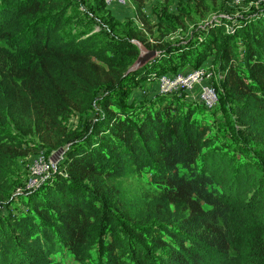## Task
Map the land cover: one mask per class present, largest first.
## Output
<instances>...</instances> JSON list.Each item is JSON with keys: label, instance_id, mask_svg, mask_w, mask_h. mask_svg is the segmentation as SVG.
I'll return each mask as SVG.
<instances>
[{"label": "trees", "instance_id": "obj_1", "mask_svg": "<svg viewBox=\"0 0 264 264\" xmlns=\"http://www.w3.org/2000/svg\"><path fill=\"white\" fill-rule=\"evenodd\" d=\"M55 1L0 0V39L29 62L17 76L0 68V105L4 100L12 114L30 115L39 137L55 132L58 117L89 87L113 83L123 89L125 78L147 77L162 66L159 62L177 53L176 64L186 58L189 63L192 57L198 67L217 49L220 85L238 102V125L264 141V9L245 17L239 28L223 18L207 22L204 36L212 40L221 32L216 48L204 41L184 48L168 46L144 68L121 76L93 63L88 48L58 40L56 27L63 11L39 15L44 5ZM130 1L141 25L148 26L146 0ZM27 16L36 17L24 22ZM115 96L120 98L119 91ZM179 98L158 95L151 108L133 119L119 99L105 96L85 149L70 150L57 163L52 177L61 184L43 197L48 209L40 200L35 202L39 222L21 215L0 220V264H52L51 257L64 251L85 257L103 225L109 227L105 240H99L105 264H236L232 257L240 249L264 264V165L236 164L225 154L204 151L206 131L192 121L191 113L182 116L175 111L172 101ZM9 137L0 129V158L1 152H14L7 147ZM142 170L162 200L185 216L139 223L109 211L106 196L113 182L131 179Z\"/></svg>", "mask_w": 264, "mask_h": 264}, {"label": "rangeland", "instance_id": "obj_2", "mask_svg": "<svg viewBox=\"0 0 264 264\" xmlns=\"http://www.w3.org/2000/svg\"><path fill=\"white\" fill-rule=\"evenodd\" d=\"M58 9L64 13L62 22L56 27L58 40L75 41V46L89 49L93 63L105 70L110 67L115 75L128 76L127 71L135 63L140 47L159 51L168 46L184 48L204 41L208 42L210 47L216 48L220 43L221 32H217L211 40L204 36L205 24L210 20L223 18L234 28H239L245 17L264 9V0H170L168 3L146 0L143 12L148 26L141 25L130 1L125 7H111L104 5L100 0H56L52 4L44 5V11L39 15ZM35 17L27 16L24 22H31ZM227 26V29H230L231 26ZM124 42L126 44L122 45ZM125 46H130L131 52ZM216 50L210 51L202 66H212L216 71L213 85L219 92L218 104L210 111L205 110L198 102V87L195 86L187 91L186 95L182 94L181 98L172 101L176 106L175 111L182 116L191 113L192 121L205 129L204 139L207 147L204 151L214 150L225 154L234 159L236 164L250 162L263 166L264 141L255 140L238 125L235 113L238 102L220 85L219 51ZM175 55L179 53L172 54L168 62L165 59L159 62L162 66L154 67L147 77L136 79L130 75L125 78L123 89L119 90L113 83H102L89 87L86 92L78 93L73 106L66 108L64 114L58 117L60 123L56 131L47 135L42 133L40 137L33 118L30 115L12 114L3 100L0 105V129L9 133L11 138L7 139V147L14 149V152H1L0 220H4L8 215H21L28 219L31 217L38 223L39 220L33 212L35 202L40 200L44 203L41 206L48 209L47 198L43 197L61 184L59 178L52 177L57 163L68 151L85 149V138L90 134L95 113L100 109L102 99L105 96L119 99L133 119L140 118L143 110H148L153 106L151 103L157 101L156 79L159 73L185 71L189 67H195L192 57H189V63H185L188 60L186 58L182 64H176ZM27 63L29 62H26V58L21 57L13 46L0 39V68L4 66V71H10L11 75L17 76L22 73ZM118 91L120 98L115 96ZM58 149L62 152L54 170L51 171L52 174L41 184L27 189L28 167L36 154L43 152L50 159ZM148 180L149 174L145 170L135 173L131 179L115 180L106 196L109 211L115 217L124 220L132 217L139 223H154L163 217L176 220L186 215L184 211L163 201L159 190L148 183ZM46 182V185L36 190ZM84 184L91 187L89 182ZM93 206L97 208L99 204L94 202ZM91 221L96 226L93 218ZM108 230V226H102V240L108 236ZM100 236L99 232H96L87 256L76 258L64 251L51 257L52 264H105L106 257L101 248ZM240 250L237 256L232 257L236 264L261 263L253 260L247 251L244 253L243 249Z\"/></svg>", "mask_w": 264, "mask_h": 264}, {"label": "built area", "instance_id": "obj_3", "mask_svg": "<svg viewBox=\"0 0 264 264\" xmlns=\"http://www.w3.org/2000/svg\"><path fill=\"white\" fill-rule=\"evenodd\" d=\"M106 6L115 3L118 6L125 7L130 0H101ZM127 3V4H126ZM131 3V1H130ZM132 5V3H131ZM134 10V7L132 5ZM216 71L212 66L189 67V69L176 71L173 73H164L157 77L158 95L164 96H182L186 92L198 87V102L205 110H212L219 102V93L213 85L216 77ZM55 163L47 158L45 153L39 152L30 162L28 167V179L26 188L31 189L41 184L49 177L51 171L55 168Z\"/></svg>", "mask_w": 264, "mask_h": 264}, {"label": "water", "instance_id": "obj_4", "mask_svg": "<svg viewBox=\"0 0 264 264\" xmlns=\"http://www.w3.org/2000/svg\"><path fill=\"white\" fill-rule=\"evenodd\" d=\"M159 56V52L155 50H149L144 47H140L138 57L133 64V66L127 71V73H135L138 70L147 66L152 60ZM62 152L61 149H58L56 153H54L50 160L53 163H57L59 160L60 153Z\"/></svg>", "mask_w": 264, "mask_h": 264}, {"label": "crops", "instance_id": "obj_5", "mask_svg": "<svg viewBox=\"0 0 264 264\" xmlns=\"http://www.w3.org/2000/svg\"><path fill=\"white\" fill-rule=\"evenodd\" d=\"M110 6H111V7H115V6H117V7H118V5H116L115 3L111 4Z\"/></svg>", "mask_w": 264, "mask_h": 264}]
</instances>
